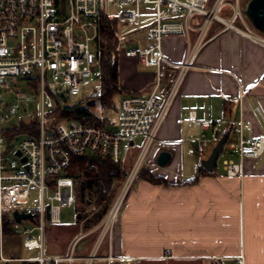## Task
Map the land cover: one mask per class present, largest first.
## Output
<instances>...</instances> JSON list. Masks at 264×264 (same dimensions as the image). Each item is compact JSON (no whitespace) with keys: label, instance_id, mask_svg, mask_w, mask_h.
I'll use <instances>...</instances> for the list:
<instances>
[{"label":"crops","instance_id":"1","mask_svg":"<svg viewBox=\"0 0 264 264\" xmlns=\"http://www.w3.org/2000/svg\"><path fill=\"white\" fill-rule=\"evenodd\" d=\"M240 2L223 0L219 15L235 20ZM199 20L193 18L188 33L162 38L166 62L158 69L144 68L134 57L121 59L119 54V82L126 93H155L163 99L194 53L141 168L164 183L136 177L117 219L100 231L87 229L82 215L76 219L78 225L58 228V239L51 231L56 225L46 226L43 256L64 259L58 264H236L242 255L245 264H264V151L256 159L230 155L241 163V176L227 177L215 166L194 183L183 184L197 177L212 146L196 152V140L210 137L213 129L191 123V111L200 120L223 122L216 128L220 139L225 134L234 139L229 122L238 121L247 140L264 137V47L220 22L200 36ZM256 32L264 38V30ZM163 151L171 158L159 167L156 159ZM51 223H59V213ZM5 239L14 241L7 250ZM15 239L14 234L3 235L0 257H14L13 264L37 263L40 251L27 248L24 236L25 248L37 253L23 257L19 248L15 256Z\"/></svg>","mask_w":264,"mask_h":264},{"label":"built area","instance_id":"2","mask_svg":"<svg viewBox=\"0 0 264 264\" xmlns=\"http://www.w3.org/2000/svg\"><path fill=\"white\" fill-rule=\"evenodd\" d=\"M116 6L120 8L119 17L110 13ZM222 6L223 0L212 4L210 0H0V89L3 86L20 105L25 103L27 107V94L23 90L26 86L40 104V109L26 122H37L38 134L26 132L8 138L4 132L9 129L10 118L5 116L8 107L3 105L0 91V241L7 218L5 211L32 214L31 222L35 227L25 229L22 235L27 248L39 249L40 257L36 262L58 264L64 261L59 257L43 256L44 236L47 223L56 219L54 209L58 217L61 205L74 203V181L69 176L74 158L95 156L124 165L127 149L135 146V139H143L122 194L103 223L105 229L117 219L128 189L155 145L180 76L191 64L194 53L181 66L179 76L163 99L155 93L124 96L117 109L116 123L110 124V128L48 116L56 108L57 101L67 104V101L78 99L76 105L86 101L85 91L99 73L96 44L100 19H117L119 27L136 24L141 19L152 20L147 26L151 45L128 52L148 69H158L166 62L162 38L188 33L194 17H200L197 25L200 36L213 22H220L264 47V38L257 33L244 32L222 18L219 15ZM119 39L121 45L126 35L119 34ZM62 98L66 99L63 103ZM188 119L195 126L213 129L210 137L201 136L196 140L197 153H204L208 145L218 143L221 136L216 128L223 122L200 120L195 111L189 113ZM229 123L236 137L231 140L227 136L216 167L221 159L225 175L237 177L242 175V165L230 155L237 153L240 159L260 157L264 151V137L247 140L241 131V121ZM32 188L38 191V206L16 208L28 201ZM54 202L61 205H54ZM47 206L50 207L49 220ZM13 212L10 218L15 222ZM35 232L37 237L31 236ZM235 262L245 264L244 257H237Z\"/></svg>","mask_w":264,"mask_h":264},{"label":"trees","instance_id":"3","mask_svg":"<svg viewBox=\"0 0 264 264\" xmlns=\"http://www.w3.org/2000/svg\"><path fill=\"white\" fill-rule=\"evenodd\" d=\"M119 24L117 19L101 18L99 22V35L97 40V56L99 60V78H100V93L94 97V101L89 105L80 106L61 104L57 101L56 108L51 111L48 116L50 118H67L83 123H95L102 126H107L109 120L95 112L97 103L99 109L117 111L114 104L116 95L126 93L125 89L119 82ZM66 99L62 98V103ZM37 122L26 124L22 122L18 127L7 129L4 134L10 138L16 134L29 133L36 136L38 134ZM74 181V203L76 205V213L82 215L85 205H93L100 207L104 212L111 201V196L108 194L114 193V188L118 186L120 179L123 176V165L115 164L109 159H103L95 156L75 157L69 172ZM201 173L207 171L200 167L197 177L183 184H191L197 181ZM136 177L146 179L151 183H164L163 179L154 176L150 171L139 170ZM79 184V185H78ZM114 187V188H112ZM103 213H101L102 215ZM100 215V216H101ZM11 218L4 220L3 233L5 235L14 234L11 231V226L15 222ZM21 264H37V263H21Z\"/></svg>","mask_w":264,"mask_h":264},{"label":"rangeland","instance_id":"4","mask_svg":"<svg viewBox=\"0 0 264 264\" xmlns=\"http://www.w3.org/2000/svg\"><path fill=\"white\" fill-rule=\"evenodd\" d=\"M211 1L212 0H210V2ZM247 2H248V0H241V2H240V8L241 9L238 12L237 18L235 20H230L228 22H229V24L233 25L234 27H236V28H238L244 32L257 33L256 32L257 30L255 31V29H254L255 27L252 25L250 19L246 15V11L243 10V8L245 9ZM110 13L114 16L119 17L120 8H118L117 6L112 7L110 9ZM151 23H152L151 19H141L136 24L121 25L119 27V29H118L119 34L126 35L125 41H123L121 43L120 48H119V51H120L119 54H120L121 59H124L126 56H129L128 52L132 49H144V48H147L151 45L152 41L149 39L148 31H147V26L150 25ZM134 59H136V58H134ZM100 83L101 82H100L99 74L97 73L95 76V79L92 81L91 85L85 91L84 98L86 101L79 104L80 106H86V105L90 104L93 101L94 97L96 98V96L99 95L100 89H101ZM23 90L27 94V99H26L27 107H25V103H24V105H20L15 100V98L12 96V94L9 93V91L6 88H4L3 86L0 89L1 95H2L1 96L2 103L4 106L8 107V110H7L5 116L7 118H10L9 123H7V126L9 128L18 127V126H20V124L22 122H24V123L29 122L31 120L32 115H34L36 113V111L40 109L39 101L37 99H34L31 96L32 91L29 88H27L26 86H23ZM123 96H124V94H119V95H116L114 98V104L116 105L117 109H118L119 103H120L121 99L123 98ZM77 100L78 99L67 101V105L68 106L76 105ZM99 108H100L99 104L97 103L96 108L94 109L95 112L98 115H101V116H103L109 120L107 127L110 128V124L116 123L117 111L103 110V112H102V110H100ZM24 109L26 111H24ZM142 144H143V139L137 138V139H135V146L130 147V149H127V151L125 152V161H127L130 164L129 165H127V164L123 165V168H124L123 173L124 174H123L122 178L120 179L117 188L112 187V188H114V193L112 194L110 192L108 194V197L111 196V201L108 204L106 210L104 212H102L101 206L100 207H94L92 204L87 205V206L85 205V207L83 208V213H81V214H82L83 219H86L88 221V224H87L88 228L87 229L98 228V231H100L101 228L104 227L103 223L108 220V216H109L110 211L112 210L113 206L115 205V203L118 201V199L120 198V196L122 194L123 184L125 183L127 175L129 173V170H130L131 166L133 165V163H134V161H135V159H136V157H137V155L141 149ZM212 148H213V145L209 147L206 156L209 155ZM200 160H202V159H200ZM220 164H221V159H220L216 169L221 168ZM69 173L73 174L72 170ZM69 176H70V174H69ZM29 194H30L29 199L25 204H18L15 207L18 209L36 208L38 206V203H39V194H38L37 189L32 188L30 190ZM50 194L52 195L53 192H51ZM54 205H61V204L54 202ZM12 212L13 211H5V215L7 216V218L11 217ZM101 213H103V214L101 215ZM76 219H77L76 205H72V206L61 205L60 210H59V223L58 224L47 223L48 227L49 226L51 227L53 225H56L54 227H57V228L51 229L53 239L54 238L58 239V237L61 235V233H59L58 228L60 229V228L69 227L72 225H78V222ZM101 226H103V227H101ZM34 227H35V225L33 224V222H31L29 220H24L21 223H15L11 226V231L17 237V239H15L17 242L16 243L17 244V250L15 251V256H19L21 253V256H23V257H34L35 254L37 253L36 250H34V251L27 250L25 248L24 244L22 243V241H23L22 232L25 229L30 230ZM32 236L37 237V233L36 232L33 233ZM11 242H12L11 240L5 239L4 243H5V249L6 250L11 247V244L14 241L12 243ZM19 250H20V253H19V255H17ZM3 259H4V261H2L0 258V264H13V261L15 260L14 257L13 258L12 257H9V258L3 257Z\"/></svg>","mask_w":264,"mask_h":264},{"label":"water","instance_id":"5","mask_svg":"<svg viewBox=\"0 0 264 264\" xmlns=\"http://www.w3.org/2000/svg\"><path fill=\"white\" fill-rule=\"evenodd\" d=\"M246 14L248 18L250 19L253 26L259 30H264V0H250L246 7ZM227 135H223V137L218 141V143L212 148L211 153L209 156L201 161V166L209 171L213 172L216 162L218 160V156L220 152L222 151V148L226 142ZM132 144V143H131ZM19 155V153H18ZM171 155L167 151L161 152L157 159L156 164L159 167H163L168 164L170 161ZM50 207L47 206V219H50ZM13 217L16 223H21L23 220H32L33 215L32 214H25V213H19L18 211L13 212ZM81 215H77V219H80Z\"/></svg>","mask_w":264,"mask_h":264},{"label":"bare ground","instance_id":"6","mask_svg":"<svg viewBox=\"0 0 264 264\" xmlns=\"http://www.w3.org/2000/svg\"><path fill=\"white\" fill-rule=\"evenodd\" d=\"M55 218H57V209H54Z\"/></svg>","mask_w":264,"mask_h":264}]
</instances>
